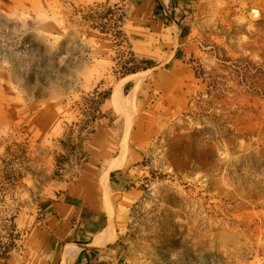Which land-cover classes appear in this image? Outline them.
Returning <instances> with one entry per match:
<instances>
[{"label": "rangeland", "instance_id": "1", "mask_svg": "<svg viewBox=\"0 0 264 264\" xmlns=\"http://www.w3.org/2000/svg\"><path fill=\"white\" fill-rule=\"evenodd\" d=\"M115 3L128 22L140 0H0V33L13 26L31 45L0 64V247L15 244L8 264H31L28 234H47L43 200L80 176L77 166L55 175V158L98 85L112 88L100 126L108 141L85 150L98 154L99 186L119 201L118 236L90 253V264H264V0L177 7L185 35L178 28V43L148 49L157 66L125 83L113 75L115 41L84 19ZM176 49L179 60L165 63V50ZM10 165L18 181L7 178ZM112 165L127 175L105 190Z\"/></svg>", "mask_w": 264, "mask_h": 264}, {"label": "crops", "instance_id": "2", "mask_svg": "<svg viewBox=\"0 0 264 264\" xmlns=\"http://www.w3.org/2000/svg\"><path fill=\"white\" fill-rule=\"evenodd\" d=\"M171 1L140 0L136 7V14L129 16L130 19L126 24V28L128 33L134 36L133 50L137 56L148 59V55L145 54L148 49L152 47L165 48L166 42L170 41L171 38L173 43H178L177 29L179 28L180 34H182V28L179 27L175 18H171L169 24L165 23L167 20L165 18L166 16L171 17L172 13L175 17L177 7H186L192 0H173L174 7L170 8ZM158 3L161 4L163 10L159 15L154 16V10ZM163 16L165 17L163 18ZM172 34H174V37ZM110 51L109 53L112 52ZM137 51H140V54ZM178 52L179 50L176 49L168 55L165 50L168 58L164 59V62L169 63L179 60L176 58ZM138 74L128 75L120 82L124 81L125 83ZM115 169L119 168H114L108 174L106 172L102 177L101 181L105 190L109 188L111 173L121 171ZM115 177L117 178V174ZM128 192L123 193V199ZM123 199L121 198L120 202ZM93 201V205L85 203L86 205L84 204L78 208L67 203L65 197L54 195L43 200L42 205L46 207L45 212H47V234H28L25 241L27 251L32 255L34 254L30 263L74 264L79 255L83 254L82 264H90L91 261L88 256L90 253L95 254L102 248H109L114 245L118 234L115 233V228L111 224V218L118 208L119 201L110 200V196L108 198L107 193L102 189L101 195ZM86 210L89 211L88 214ZM99 222L103 223L104 226L94 225V223Z\"/></svg>", "mask_w": 264, "mask_h": 264}, {"label": "trees", "instance_id": "3", "mask_svg": "<svg viewBox=\"0 0 264 264\" xmlns=\"http://www.w3.org/2000/svg\"><path fill=\"white\" fill-rule=\"evenodd\" d=\"M158 2V1H157ZM174 1H171L170 8L174 7ZM96 9H92L93 15L86 16L84 19L90 23L93 29L99 30L102 34L110 36L115 41V66L113 68V75L116 79L124 78L128 75L136 74L141 71H146L156 67L153 60L146 58H139L133 50L134 37H131L125 30L127 24L128 14L123 6L119 4L113 5H97ZM103 8L99 12L98 9ZM163 7L161 4L155 7L154 16L162 12ZM165 16H163L164 18ZM171 18H174L172 13L171 17L166 16V24H169ZM179 25V23H178ZM180 26V25H179ZM182 28V34H184ZM176 58H178L176 56ZM166 65L164 68H166ZM132 84L128 83L125 87L126 92L131 88ZM112 93V88L102 89L101 85L95 87L88 97L84 99V107L81 112L79 120L75 123L74 127L69 132L65 133L60 140L61 152L55 158L56 169L59 172L66 166H77L81 169L78 179L74 181L62 180L57 182L54 195L57 197H65L67 203L73 204L78 208L82 207L85 203L93 205V200L101 195L99 186V176L101 175L100 168L94 167L95 158L99 157L94 151L85 150L87 142L92 143L94 146L100 140L108 141V132L100 127L103 119L107 118V114L103 111V106L109 100ZM110 142V138H109ZM9 152V150H8ZM104 159V158H101ZM100 159V160H101ZM89 166V167H87ZM92 166V167H91ZM7 178L18 181L22 176L14 166L10 165V170L6 171ZM121 174L126 176V172H112L110 183L115 184V175ZM35 176V174H33ZM41 175H43L41 173ZM39 178L40 175H37ZM86 205V204H85ZM87 214L89 211H87ZM92 214V213H91ZM15 220V218H14ZM95 226L103 227V223H94ZM0 247V259L8 261L11 259L12 246L3 245ZM83 254H80L74 264H82Z\"/></svg>", "mask_w": 264, "mask_h": 264}, {"label": "built area", "instance_id": "4", "mask_svg": "<svg viewBox=\"0 0 264 264\" xmlns=\"http://www.w3.org/2000/svg\"><path fill=\"white\" fill-rule=\"evenodd\" d=\"M13 26H7L0 33V64L3 63V54L11 52L13 54L25 52L31 45L19 34L13 31Z\"/></svg>", "mask_w": 264, "mask_h": 264}, {"label": "bare ground", "instance_id": "5", "mask_svg": "<svg viewBox=\"0 0 264 264\" xmlns=\"http://www.w3.org/2000/svg\"><path fill=\"white\" fill-rule=\"evenodd\" d=\"M121 93H122V85H119L116 90H115V94H114V97H113V101L116 102L120 97H121ZM116 166L115 165H112L111 167H109V169L107 170V174L113 170ZM106 185V184H104Z\"/></svg>", "mask_w": 264, "mask_h": 264}]
</instances>
